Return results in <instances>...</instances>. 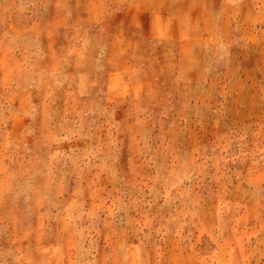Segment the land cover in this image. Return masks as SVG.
<instances>
[{"label":"rangeland","instance_id":"374dc122","mask_svg":"<svg viewBox=\"0 0 264 264\" xmlns=\"http://www.w3.org/2000/svg\"><path fill=\"white\" fill-rule=\"evenodd\" d=\"M0 264H264V0H0Z\"/></svg>","mask_w":264,"mask_h":264}]
</instances>
